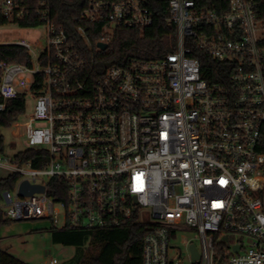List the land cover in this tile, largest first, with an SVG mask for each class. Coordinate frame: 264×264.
<instances>
[{
    "label": "built area",
    "instance_id": "1",
    "mask_svg": "<svg viewBox=\"0 0 264 264\" xmlns=\"http://www.w3.org/2000/svg\"><path fill=\"white\" fill-rule=\"evenodd\" d=\"M258 3L230 0L229 11L219 14L195 0H168L175 50L98 73L96 54L107 51L117 29L153 25L147 0H90L75 28L85 50L52 21L48 0L34 9L0 0L7 22L33 14L45 29L36 45L0 44L29 54L27 64L0 60V97L36 100L23 126L28 149L45 153L38 156L40 168L14 158L9 169L20 179L2 194L4 219L48 220L57 227L61 218V228L76 230L138 225L143 264H180L171 260V239L188 227L200 241V249L187 245L190 258L192 244L200 254L193 264L221 258V264H264V154L258 151L264 22ZM195 49L220 72L207 78L190 57ZM24 181L44 189L20 196Z\"/></svg>",
    "mask_w": 264,
    "mask_h": 264
},
{
    "label": "trees",
    "instance_id": "2",
    "mask_svg": "<svg viewBox=\"0 0 264 264\" xmlns=\"http://www.w3.org/2000/svg\"><path fill=\"white\" fill-rule=\"evenodd\" d=\"M23 2L30 9L37 7L43 0H16ZM51 5V18L58 26L63 27L71 42L81 50L85 45L76 32L77 18L88 7L90 0H48ZM199 8L213 10L219 14L229 11L230 0H195ZM148 6L154 15L153 25L146 29H117L105 52L96 54V69L98 73L105 72L112 66H125L131 59L160 60L174 51L177 45V32L167 24L170 15L168 0H147ZM258 14L264 22V0H259ZM9 24L0 17V26ZM21 28H37L43 22L31 14L28 19L15 23ZM96 26V25H94ZM95 27H93L94 29ZM99 33L90 32L93 43L97 41ZM264 45V42H263ZM201 64L203 74L210 78L220 70V66L202 51L195 49L190 55ZM0 60L8 63L27 64L30 62L28 52L18 46L0 45ZM211 71H208V69ZM220 72V71H219ZM5 103V109L0 111V127L11 128L18 123L20 116L25 112L26 98L20 97L4 101L0 97V104ZM4 137L0 135V154L4 151ZM258 151L264 154V129ZM45 156L39 149H27L19 152L15 159L22 162H33V166L40 168L38 156ZM20 177L10 174L0 178V199L2 194L13 191ZM11 220L4 219L0 208V229L9 226ZM52 240L56 244L74 248L71 258L62 264H143V237L141 226L127 225L122 228L106 230H76L69 227L57 228L51 226ZM221 248L218 247L220 252ZM0 264H27L15 256L0 249Z\"/></svg>",
    "mask_w": 264,
    "mask_h": 264
},
{
    "label": "rangeland",
    "instance_id": "3",
    "mask_svg": "<svg viewBox=\"0 0 264 264\" xmlns=\"http://www.w3.org/2000/svg\"><path fill=\"white\" fill-rule=\"evenodd\" d=\"M44 32L43 27L21 28L15 23H9L0 26V44L26 40L36 45L37 41L44 37ZM35 105L36 100L27 96L25 112L20 116L18 123L11 128L0 127V135L4 137V151L0 154V178H6L12 174L9 168H14L15 156L29 148L23 125L34 111ZM0 206L3 211L8 210L7 204L2 199H0ZM56 209L59 210L58 207ZM51 226L52 223L48 220L12 222L9 226L0 229V249L27 264H43L51 259H57L59 264H62L73 256L75 250L72 247L54 243ZM56 226L62 227L61 218ZM191 242L200 249L197 232L188 227H180L178 233L171 239V247L175 249L171 252V260H179L180 264H193L187 246Z\"/></svg>",
    "mask_w": 264,
    "mask_h": 264
},
{
    "label": "water",
    "instance_id": "4",
    "mask_svg": "<svg viewBox=\"0 0 264 264\" xmlns=\"http://www.w3.org/2000/svg\"><path fill=\"white\" fill-rule=\"evenodd\" d=\"M99 47L101 50H106L108 46L106 44H99ZM43 187L41 186H35V185H30L27 181H24L21 183L20 188H19V195L26 197V196H31L34 193L42 192ZM235 250H239V247H236ZM190 252H191V259L193 262H196L200 259V254L194 244L190 245ZM222 258L219 260L217 264H221Z\"/></svg>",
    "mask_w": 264,
    "mask_h": 264
}]
</instances>
